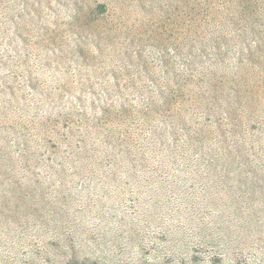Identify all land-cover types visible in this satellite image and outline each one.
Segmentation results:
<instances>
[{"label": "rangeland", "instance_id": "374dc122", "mask_svg": "<svg viewBox=\"0 0 264 264\" xmlns=\"http://www.w3.org/2000/svg\"><path fill=\"white\" fill-rule=\"evenodd\" d=\"M240 4L0 0V108L32 133L0 140V264H264V0ZM168 97L147 164L85 118ZM49 115L66 155L26 162Z\"/></svg>", "mask_w": 264, "mask_h": 264}, {"label": "trees", "instance_id": "16d2710c", "mask_svg": "<svg viewBox=\"0 0 264 264\" xmlns=\"http://www.w3.org/2000/svg\"><path fill=\"white\" fill-rule=\"evenodd\" d=\"M256 1L257 0H241L240 11L246 15L253 14V12L257 11L258 9V7L256 6ZM106 7L109 8L107 2L99 1L94 7L89 10L88 16L96 15L97 13H103V11L106 10ZM173 101L174 100L172 97H168L165 104L158 103L157 101L152 99L149 102V107H141L139 111L136 112L129 107L119 108V110H111L108 108L106 110L104 109V112L102 114L100 112L99 114L101 115L97 114L99 116H95L96 114L91 115V117L95 119H91L88 116H86L85 118L91 123V125H99L102 127L106 126V128H108V133L104 134L105 141L111 144H121L122 146H124V155L132 165H141L142 163L147 164V150L145 147L147 143L144 140H148L150 136L147 134V127L146 125H143V123H148L145 119H155L153 113L159 112L158 109L163 108L165 105H169V103L171 104ZM70 114V112L65 113L63 119H70L68 117ZM6 116L7 114H5L4 108L1 107L0 140L5 146H8L10 143L9 136L6 134L8 128H12L14 132L18 133H20L19 130H24L28 132L29 135H32L29 127L24 123L25 121L22 120L23 118L18 119L17 121H11L10 124L5 121ZM37 119L39 126L37 127L35 132L37 133L36 135H41L42 140L41 142H37V144L39 145V147H43V150L41 151L40 149H34V147L29 142L31 137L27 138V136L23 134L21 139L24 141V148L28 154L22 155L20 157L25 159L26 162L28 161L29 157H34L35 159L40 160L43 164L46 165L50 164L53 160L55 161L56 155L60 156V158H64L66 153L61 149V147L65 146H63V144L53 136L54 132L58 134L59 132H61L58 126V117L49 115ZM114 121H116V125H114ZM158 125L159 124H157L156 126ZM165 132L166 130L164 129V127H162L161 130L154 129L153 132L149 134L155 137H163ZM129 141L135 146V149L133 151L126 146V143ZM45 147L49 149L51 155H49L48 153L43 155ZM84 148V155L89 159V162H97L101 165V163L97 160L96 155L86 144H84ZM60 172L64 174L65 170L61 169Z\"/></svg>", "mask_w": 264, "mask_h": 264}]
</instances>
